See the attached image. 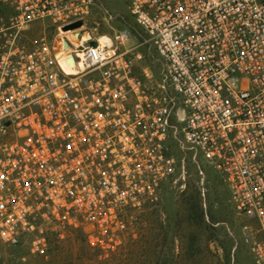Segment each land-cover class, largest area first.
I'll use <instances>...</instances> for the list:
<instances>
[{
    "label": "built area",
    "instance_id": "built-area-1",
    "mask_svg": "<svg viewBox=\"0 0 264 264\" xmlns=\"http://www.w3.org/2000/svg\"><path fill=\"white\" fill-rule=\"evenodd\" d=\"M97 1L0 0V242L45 254L49 230L78 231L113 249L204 162L264 264V0H121L144 34L105 43L82 37Z\"/></svg>",
    "mask_w": 264,
    "mask_h": 264
},
{
    "label": "rangeland",
    "instance_id": "rangeland-1",
    "mask_svg": "<svg viewBox=\"0 0 264 264\" xmlns=\"http://www.w3.org/2000/svg\"><path fill=\"white\" fill-rule=\"evenodd\" d=\"M87 21L86 29L96 37L131 26L144 34L121 0H98ZM38 26L30 35L36 36ZM141 50L146 52L147 47ZM146 64L161 69L156 59H147ZM200 164L203 174L188 161L186 179L167 188L160 203L129 212L130 229L113 249L93 246L78 231L59 235L49 230L45 254L32 252L28 244L13 247L0 242V264H256L250 247L256 220L240 214L221 176Z\"/></svg>",
    "mask_w": 264,
    "mask_h": 264
},
{
    "label": "bare ground",
    "instance_id": "bare-ground-1",
    "mask_svg": "<svg viewBox=\"0 0 264 264\" xmlns=\"http://www.w3.org/2000/svg\"><path fill=\"white\" fill-rule=\"evenodd\" d=\"M63 34H65V35H67L70 39H72L73 41H75V42H77V41H80L78 38H76L77 36H78V34H77V36H72V32H70V31H68V32H63ZM90 36V33H89V31L86 29L85 31H84V33H83V39H87L88 37ZM100 40H101V42L102 43H105V42H107V41H109V39H108V35H100Z\"/></svg>",
    "mask_w": 264,
    "mask_h": 264
},
{
    "label": "water",
    "instance_id": "water-1",
    "mask_svg": "<svg viewBox=\"0 0 264 264\" xmlns=\"http://www.w3.org/2000/svg\"><path fill=\"white\" fill-rule=\"evenodd\" d=\"M83 26V21L82 20H77L72 23H69L63 27L64 30H77ZM79 33H76V35ZM91 45H97V40H92Z\"/></svg>",
    "mask_w": 264,
    "mask_h": 264
}]
</instances>
